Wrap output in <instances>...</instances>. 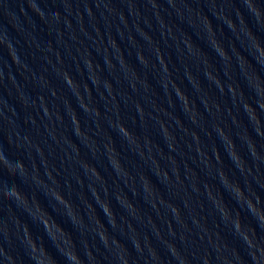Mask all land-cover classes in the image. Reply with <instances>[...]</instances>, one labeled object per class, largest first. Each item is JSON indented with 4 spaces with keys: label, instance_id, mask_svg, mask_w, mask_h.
I'll list each match as a JSON object with an SVG mask.
<instances>
[{
    "label": "water",
    "instance_id": "1",
    "mask_svg": "<svg viewBox=\"0 0 264 264\" xmlns=\"http://www.w3.org/2000/svg\"><path fill=\"white\" fill-rule=\"evenodd\" d=\"M72 253L264 264V0H0V264Z\"/></svg>",
    "mask_w": 264,
    "mask_h": 264
},
{
    "label": "clouds",
    "instance_id": "2",
    "mask_svg": "<svg viewBox=\"0 0 264 264\" xmlns=\"http://www.w3.org/2000/svg\"><path fill=\"white\" fill-rule=\"evenodd\" d=\"M17 163L19 164V167H20L21 171L23 172V170H24V168H25L23 162H22V161H18ZM8 171H9L10 174H12L10 169H8ZM237 191H239V189H237ZM10 192H11V194H12L14 197H16L17 199H23V200H26V197L23 196V195L21 194L20 190L18 189V187H17L15 184H13V185L11 186V188H10ZM6 195H7V193H6ZM58 198L61 199V200L63 199L62 197H58ZM45 225H46V224H45ZM234 228H235V230H237V231L240 230V228H241V221H240L239 218H237V219L235 220V222H234ZM244 239H245L248 243H251V241L248 239V237H247L246 235L244 236ZM35 243H36V242L33 241V245H34V246H35ZM70 258H71L72 261H76L77 264H79L78 256H77L75 253H72V254L70 255Z\"/></svg>",
    "mask_w": 264,
    "mask_h": 264
}]
</instances>
